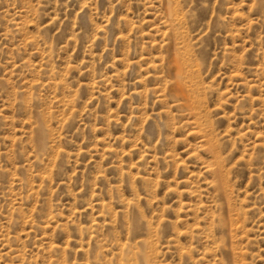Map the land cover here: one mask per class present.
I'll list each match as a JSON object with an SVG mask.
<instances>
[{"label":"rangeland","instance_id":"obj_1","mask_svg":"<svg viewBox=\"0 0 264 264\" xmlns=\"http://www.w3.org/2000/svg\"><path fill=\"white\" fill-rule=\"evenodd\" d=\"M0 264H264V0H0Z\"/></svg>","mask_w":264,"mask_h":264}]
</instances>
